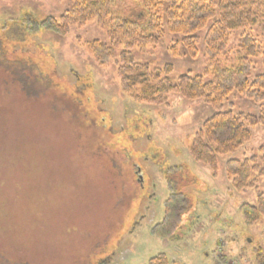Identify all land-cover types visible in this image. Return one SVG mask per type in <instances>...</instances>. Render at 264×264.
Returning <instances> with one entry per match:
<instances>
[{
    "label": "rangeland",
    "instance_id": "obj_1",
    "mask_svg": "<svg viewBox=\"0 0 264 264\" xmlns=\"http://www.w3.org/2000/svg\"><path fill=\"white\" fill-rule=\"evenodd\" d=\"M141 2L120 0L121 15L132 6L140 16ZM70 8V0H0V264H146L157 254L170 264H256L264 217L245 222L241 206L255 201L254 190L236 191L224 164L256 154L262 126L218 157L217 172L196 162L190 144L213 109L175 94L164 105L136 101L123 91L115 59L101 65L87 47L108 43L96 20L71 25L66 35L40 24ZM207 30L195 58L167 28L156 43L133 47L132 57L151 72L170 64L172 79L201 73ZM245 33L232 32L220 62L233 61ZM249 33L260 44L253 76L264 72V32ZM224 108L258 112L237 92ZM78 129L83 138L74 140ZM84 144L94 152H80L76 145ZM258 184L264 194V179ZM167 203L179 207L169 224Z\"/></svg>",
    "mask_w": 264,
    "mask_h": 264
},
{
    "label": "trees",
    "instance_id": "obj_2",
    "mask_svg": "<svg viewBox=\"0 0 264 264\" xmlns=\"http://www.w3.org/2000/svg\"><path fill=\"white\" fill-rule=\"evenodd\" d=\"M70 2V10L63 13L59 20L47 17L41 19L40 24L45 30L66 35L71 25L81 26L96 20L105 31L108 43L94 40L88 42L87 47L101 65L115 59L123 91L130 93L136 101L164 105L167 96L175 94L189 101L202 100L213 109L190 144V155L196 162L217 172L219 156L235 152L249 141L251 129L257 125L264 129V72L251 76L252 59L258 54L260 44L249 33L255 29L264 32V0H166L163 18L158 11L162 0H142L139 7L144 11L140 16L134 15L132 6L129 16L121 15L118 7L120 0ZM164 28L172 34L181 35V44L191 58L199 52V33L208 28L203 38L207 63L201 73L185 72L172 79L170 64L151 72L146 63L134 61L131 49L156 43ZM236 29L247 33L240 36L233 61L225 64L219 61L218 56L226 50L230 35ZM171 51L175 52V48L172 47ZM137 86L139 93L134 92ZM234 92L252 100L258 107L257 114L224 108V103ZM66 111L68 121L74 125L72 111L68 108ZM76 113L80 115L81 110ZM79 136L83 138L78 129L72 139L78 140ZM76 146L80 152H84L86 146L94 152L92 146ZM94 147L100 150L103 145L97 140ZM224 168L236 191L254 190L255 201L244 203L241 209L248 225L256 223L264 217V194L258 184L260 178L264 179V143L256 154L242 160L227 159ZM178 210L179 207L167 203L165 223L174 222L170 220L171 215ZM256 262L264 264V254L257 252ZM146 264H170V261L164 254H157L150 257ZM171 264L176 263L173 261Z\"/></svg>",
    "mask_w": 264,
    "mask_h": 264
}]
</instances>
